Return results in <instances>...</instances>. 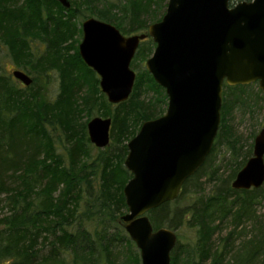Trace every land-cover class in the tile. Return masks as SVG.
Wrapping results in <instances>:
<instances>
[{
  "label": "trees",
  "instance_id": "16d2710c",
  "mask_svg": "<svg viewBox=\"0 0 264 264\" xmlns=\"http://www.w3.org/2000/svg\"><path fill=\"white\" fill-rule=\"evenodd\" d=\"M168 1L125 0L115 5L117 13L107 6L98 18L124 34L147 33L165 15ZM250 1L232 0V5ZM69 2L71 7L65 8L58 0H0V42L11 52L17 70L38 75L56 70L61 77L59 97L50 102L41 87L34 91L36 77L31 86L20 88L0 75V264H117L116 247L126 264H141L136 244L121 222L128 211L124 188L133 177L125 160L128 143L145 122L164 114L168 97L144 70L137 75L130 99L110 104L99 77L79 55L80 41L75 40L77 32L82 37L76 20L85 17L84 10L95 0ZM126 17L130 21H124ZM149 39L141 42L138 59H149L156 48ZM33 40L46 42L48 51L33 54ZM69 42L76 43L74 54L67 49ZM255 88L256 84L224 85L220 129L204 166L186 181L177 200L148 214L155 230L176 232L184 225L196 229L192 246L178 241L172 264L184 256L188 264H264L263 222H255V235L231 257L236 232L240 230L237 237L248 238L244 221L254 220L253 207L264 201V186L248 191L230 186L252 155L251 147L224 193L218 190L207 200H190V187L200 186L216 145L228 130L230 115L238 108L250 110ZM257 94L264 100L258 88ZM96 110L101 118L112 119L111 142L105 149L91 143L90 120L81 122L83 115L90 117ZM53 120L66 137L62 154L49 129ZM51 129L54 134L55 126ZM92 148L97 150L95 156ZM227 217H232L234 231L215 247V224Z\"/></svg>",
  "mask_w": 264,
  "mask_h": 264
},
{
  "label": "water",
  "instance_id": "95a60500",
  "mask_svg": "<svg viewBox=\"0 0 264 264\" xmlns=\"http://www.w3.org/2000/svg\"><path fill=\"white\" fill-rule=\"evenodd\" d=\"M70 8L69 0H58ZM79 47L85 64L100 77L112 105L127 102L137 73L132 62L141 42L156 45L146 70L167 94V111L145 122L128 143L126 169L133 175L124 188L128 212L121 222L140 250L142 264H171L179 241L168 228L155 230L148 214L180 196L186 181L205 164L221 124L224 85L258 84L264 94V0L232 5V0H169L161 21L146 34L124 36L95 18L83 25ZM12 76L29 87L21 70ZM111 118L96 117L87 126L91 143L111 142ZM264 186V126L253 155L232 182L237 191Z\"/></svg>",
  "mask_w": 264,
  "mask_h": 264
},
{
  "label": "rangeland",
  "instance_id": "374dc122",
  "mask_svg": "<svg viewBox=\"0 0 264 264\" xmlns=\"http://www.w3.org/2000/svg\"><path fill=\"white\" fill-rule=\"evenodd\" d=\"M123 1L125 0H95L94 5H90L88 6V8L84 10L83 14L85 15V17H82L80 19L78 18L76 20L75 26L77 27V31L81 30L82 23L88 18L99 19L98 14L100 12H103V10H106L107 6L108 8H114L115 10L114 12L117 13L115 5L123 4L121 3ZM124 21L126 22L130 21L129 17H126ZM141 33L146 34V32L144 33V31L142 30L136 33H131V34L125 33V35L127 36L134 35V34L136 35V34H141ZM82 39H83V33H82V37L80 38L79 32H77L75 35V40H78L80 42L77 45L74 42L68 43L69 46L67 47V49L71 50L70 54L75 53L74 49L76 47L72 49V47H74L72 45H76L79 51V47H80V43ZM151 41L152 39H149L148 42H151ZM32 46H33V50H32L33 54H36V56L43 54L45 51H48L47 43L44 41L42 42L40 40H35V41L33 40ZM141 47L142 46L140 45L137 51V54L132 62V64L134 65L133 70L137 73V75L139 74V72H143L144 70H146L145 64L148 59V58L146 60H143L141 58L138 59V53ZM154 50L149 55V58L153 55ZM79 55H80V51H79ZM14 70H17V67L13 60L11 52L6 46L2 45L0 42V75H6L10 77L13 80L14 84L18 87L26 88V86H24L21 82H19L12 76V73ZM28 75L31 76L32 79L35 77L37 79L35 83V89H34L35 92L41 91L40 90V87H41L42 94L45 95V98L48 101L55 102L57 100V98L59 97L60 91H61L60 89L61 88V77L58 71L48 70L44 72V75H38L35 73L34 74L29 73ZM99 85H100V82H99ZM257 88L260 90L259 85L256 83V88L253 91L254 101L252 102L253 105L250 108V110L246 109L247 110L246 111L245 109L238 108V109H235V111L230 115L229 122H228V130L226 131L225 136L222 137L221 140L216 145V149H215L216 152L213 156V159L208 169L206 170V173L202 176V178L198 182L200 186L197 188L192 187V186L190 187V191L192 192L190 200H195L196 198H203L204 200H207L215 196L218 190H221V192L224 193L227 190L228 182L232 179V176L235 172L236 165L244 159L243 154L249 151L251 147L252 155H253V147H254V140H255V138L253 139V135L254 133H256V136H257L261 128L264 126V100L260 99V96H258ZM100 110H103L104 112V108ZM107 111H110L108 107H107ZM98 113L99 111L96 110L95 113H93V115L90 117L83 115L81 122L83 123L88 122L89 120L91 121L92 119L96 117H100L98 116ZM52 123L53 124L49 126V129L55 140L56 146L58 148V152L62 154L63 153L62 145L64 144L66 137L64 136V132L62 130H59V128L62 129L59 126V123L56 120H53ZM54 126L56 129L53 134L52 132L53 130L51 128ZM95 148H92L91 150L94 156L97 154V150H96L97 148L96 149ZM239 150H242L240 155H239ZM252 155L248 157L247 159L249 160L252 157ZM233 181L234 180H231L230 186ZM189 203H191V201ZM253 210L255 212V215H254L255 218L253 217L254 220L244 221L246 222L245 227L247 228L246 233H248V238L244 239L245 237L244 238L237 237V234L239 233L240 230L236 232L235 234L236 242L233 243L231 257L234 256L236 252H238L240 247L244 244V241L249 240L250 237H253L255 235V232L257 229V227L255 226V222L257 221V222L264 223V201H261L259 204L255 205L253 207ZM215 225L218 231H216V233L213 235L212 240L215 243V247H219L223 245V240L229 237V235L234 231V223H233L232 217H227L223 221H217ZM113 232L114 230L111 231V233ZM176 233H177L178 239L181 244H190L192 246L197 239L196 229H193L191 226H188V225H184L181 228L177 229ZM116 249H117L116 251L117 253L115 255L117 258L116 263L126 264L122 251H119L118 247H116ZM135 252L139 254L140 250L136 248ZM185 257L186 256H184V258L179 257L176 264L190 263L187 261ZM140 260H141V255H140ZM171 264H172V261H171Z\"/></svg>",
  "mask_w": 264,
  "mask_h": 264
},
{
  "label": "flooded vegetation",
  "instance_id": "af4514ba",
  "mask_svg": "<svg viewBox=\"0 0 264 264\" xmlns=\"http://www.w3.org/2000/svg\"><path fill=\"white\" fill-rule=\"evenodd\" d=\"M85 21H86V20H85ZM85 21H84V22H85ZM100 21H101V20H100ZM84 22H83V23H84ZM103 22H104V21H103ZM83 23H82V25H83ZM81 30H82V33H83V29H82V27H81ZM121 33H122V32H121ZM122 34H123V33H122ZM123 35L126 36V37L132 36V35H128V36H127V35H125V34H123ZM81 42H82V41H81ZM80 44H81V43H80ZM131 67H132V66H131ZM132 69H133V68H132ZM96 74H97V73H96ZM97 76H98V75H97ZM30 77H31V76H30ZM98 77H99V76H98ZM99 79H100V77H99Z\"/></svg>",
  "mask_w": 264,
  "mask_h": 264
}]
</instances>
